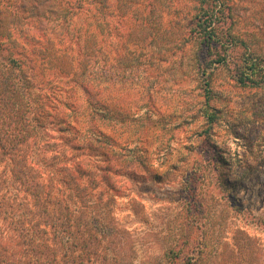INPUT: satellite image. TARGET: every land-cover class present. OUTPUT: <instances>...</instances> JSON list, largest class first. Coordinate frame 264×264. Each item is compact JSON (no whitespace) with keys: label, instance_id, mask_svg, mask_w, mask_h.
I'll use <instances>...</instances> for the list:
<instances>
[{"label":"trees","instance_id":"trees-1","mask_svg":"<svg viewBox=\"0 0 264 264\" xmlns=\"http://www.w3.org/2000/svg\"><path fill=\"white\" fill-rule=\"evenodd\" d=\"M156 1L0 0V162L7 159L12 165L14 184L24 195V203L17 205L22 216H16L14 207L9 224L24 246L25 260L12 251V264H118L112 246L116 239L107 237L110 229L104 224L109 209L102 186L116 192L125 170L159 176L155 170L163 164L154 168L146 147L136 143L131 147L133 142L125 140L119 123L109 124L108 94L113 86L138 79L147 62L141 56L151 61L156 57L154 50H140L143 41L150 38L145 46H151L162 34L151 27L153 18H163ZM188 1L179 11L185 22L179 18L181 41L159 52L156 60H167L169 56L160 58L165 53L180 54L190 62L205 98L200 109L208 132L217 118L210 104L215 68L232 66L240 85L264 88V58L233 33L237 19L230 0ZM110 15L126 24L125 34L111 26ZM51 22L60 29L54 32L48 26ZM73 25L77 35L69 30ZM142 32L149 37L142 38ZM107 39H114L116 52L115 63L109 66L102 60L112 57L105 49ZM119 40L126 42L123 51ZM237 47L245 50L235 58ZM122 54L127 65L123 71L117 62ZM119 93L112 92L115 104ZM146 96L152 100V91ZM113 115L119 120L116 112ZM132 119L138 120L135 115ZM206 147L203 140L199 153L210 159ZM199 179L191 171L182 182L189 223ZM92 207L101 216L97 212L91 217ZM184 236L165 252L166 264H199L202 248L193 250L196 257L183 253ZM201 241L199 237L198 245Z\"/></svg>","mask_w":264,"mask_h":264},{"label":"rangeland","instance_id":"rangeland-1","mask_svg":"<svg viewBox=\"0 0 264 264\" xmlns=\"http://www.w3.org/2000/svg\"><path fill=\"white\" fill-rule=\"evenodd\" d=\"M186 2L156 1L163 18H153L151 27L162 34L151 46H145L150 38L143 41L140 50H154V56L179 44L184 34L179 11ZM230 4L237 19L233 33L246 42L249 51L264 58V0H230ZM108 20L126 33L127 26L118 16L110 15ZM41 24L45 27L44 22ZM48 24L54 32L60 29L57 23ZM76 28H69L71 34H78ZM146 32L140 36L143 38ZM114 39H107L105 46L112 57L102 59L108 66L115 63ZM119 43L120 50H125L126 42ZM244 50L237 47L232 56L236 58ZM157 55L152 61L141 56L147 62L134 79L137 84L125 81L118 88L113 86L108 94L109 124L119 123L125 140L133 142L131 147L135 143L146 147L147 159L154 168L163 164L155 170L159 176L125 170L119 176L123 185L116 192L102 186L109 209L104 224L110 229L107 237L116 239L117 244L112 246L118 264H166L165 252L177 246L183 235V253L196 257L193 250L202 248L199 264H264V88L240 85L232 66L215 68L210 104L217 118L206 132L208 125H204L200 109L205 98L190 62L180 59V54L177 59L164 53L160 58H169L160 63ZM124 60L122 54L117 61L121 71L127 67ZM117 90L120 99L115 104L112 92ZM150 91L152 100L146 96ZM115 112L119 120L113 118ZM134 115L138 120L133 121ZM203 140L209 150L205 154L213 159L199 153ZM11 168L7 159L0 162V264H12V251L19 253L21 262L25 260L24 246L9 224L13 212L18 210L16 216H22V208L17 209V205L24 203ZM191 171H196L200 179L189 223L190 218L184 214L182 182ZM97 212L92 207L89 213L92 217ZM199 237L201 245L197 243Z\"/></svg>","mask_w":264,"mask_h":264}]
</instances>
